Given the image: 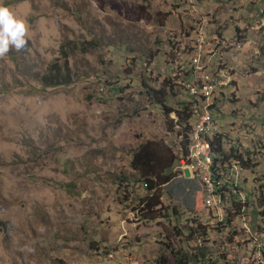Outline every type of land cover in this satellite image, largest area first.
<instances>
[{"label": "rangeland", "instance_id": "1", "mask_svg": "<svg viewBox=\"0 0 264 264\" xmlns=\"http://www.w3.org/2000/svg\"><path fill=\"white\" fill-rule=\"evenodd\" d=\"M6 7L26 22L28 43L0 58V264H174L172 250L196 252L194 264H207L203 257L264 264V233L252 231L264 207V0H13ZM199 26V62L209 71L220 58L232 76L217 89L212 112L223 145L255 163L241 174L244 221L235 215L224 223L231 211L221 191L222 220L208 215L196 182L181 173L161 187L164 215L142 220L131 209L144 195L131 152L145 139L169 144L175 130L141 82L190 80L186 49ZM215 35L222 53L210 56ZM62 49L70 82L38 87L30 73L60 62ZM178 92L166 104L185 96Z\"/></svg>", "mask_w": 264, "mask_h": 264}, {"label": "trees", "instance_id": "2", "mask_svg": "<svg viewBox=\"0 0 264 264\" xmlns=\"http://www.w3.org/2000/svg\"><path fill=\"white\" fill-rule=\"evenodd\" d=\"M12 1L13 0H3V2L0 3V6H6ZM221 39L223 38L219 36L218 44L221 42ZM224 47L225 46H223V48ZM66 55V50L62 49L60 62L53 60L47 65V67H45L43 71H32L30 73L31 79L39 84L38 87H51L60 84H67L70 82L71 72L67 65ZM176 79V76L173 77V80L168 76L162 77L160 79L153 78L152 84L142 81L141 85L144 87V93L147 95L149 100L162 109V113L169 128H174L175 142L177 141L180 144L181 152H187L186 135L190 126V112L187 106L188 102L184 99H181V97L175 99V103L172 104H166L165 102L167 96H175L180 93L178 91L181 88L180 82L182 80L176 83ZM231 99L232 98H228V100ZM170 112H172L173 118L168 116ZM224 139H226V133L222 132L218 136L214 137L211 142V151L213 152L212 162L214 168H219V166L222 167L223 163L228 162L231 158L237 159L245 169H249L255 165L254 162L250 161L248 156L244 157L234 144H228L227 147H224ZM176 159L177 155L175 154V144H171V142L168 144L162 140L145 139L144 141L140 142L131 152V157L128 164L134 171L138 173V182L144 189V195L131 206V209L134 211L137 218L142 220L155 219L164 215L166 206H164L160 200L162 196L161 187L167 184L173 176L179 173V170L174 169ZM199 172L200 171L198 170L192 171L191 178H199ZM220 182V180L213 179V186L214 189H219V191L222 193L225 201L224 212L227 207L229 211H231L228 212L224 219V223L230 224L233 216L238 215L239 206L234 201L233 195H226L227 187H221ZM242 183H244L243 176L240 186L241 189ZM204 185H206L205 180ZM200 196L202 207H204L206 205V195L200 193ZM247 200L248 195H246V202ZM229 202L230 204H228ZM171 212L175 213L174 207L171 208ZM259 215L262 221L261 223L255 222L254 226H252V231L254 234L264 231V207L259 212ZM221 218H223V216ZM171 253L174 264H194L197 260L196 252L190 253L191 256H187L186 254L178 255L179 252L173 250ZM198 253L201 257L204 256L201 250H199ZM208 260L209 258L204 257L202 259V261H205L207 264L215 263L214 260ZM163 263H165V260L160 258L159 264Z\"/></svg>", "mask_w": 264, "mask_h": 264}, {"label": "built area", "instance_id": "3", "mask_svg": "<svg viewBox=\"0 0 264 264\" xmlns=\"http://www.w3.org/2000/svg\"><path fill=\"white\" fill-rule=\"evenodd\" d=\"M262 9L259 8V13ZM263 19V18H261ZM264 20V19H263ZM202 26L194 31V37L188 42L186 52L189 56V68L191 75L190 80H182L181 89L185 96L181 97L188 102V109L190 112L189 122L190 126L186 135L187 152H179V143L175 139L171 143L175 144V154L177 155L174 169L179 170V173L185 177L194 180L198 186L199 193L206 195L207 188L204 185V176H211L213 179H220L221 187H227V194L234 196V201L239 206L238 216L244 221L243 210L246 204V194L240 188L242 180V171L245 168L235 158L229 159L228 162L223 163L222 167H213V152L211 151V142L214 137L221 134L223 131L215 122L212 112L216 107V92L217 89L224 87L231 83L232 76L226 66L217 60V65L211 69H204V64L200 63L202 55L201 44L204 42V35L201 31ZM236 31L229 34L228 45H234ZM213 49L210 50V56L215 52L222 51L218 45V35L213 36ZM225 140V139H224ZM193 169H200L199 178H191V171ZM215 199L219 196V189H214ZM214 199V200H215ZM230 204V202L228 203ZM208 215H211L217 220H222L215 213L214 203H207L203 207ZM243 226L247 230L245 223ZM248 231V230H247ZM260 231L258 235H263ZM251 264H256L252 262Z\"/></svg>", "mask_w": 264, "mask_h": 264}, {"label": "clouds", "instance_id": "4", "mask_svg": "<svg viewBox=\"0 0 264 264\" xmlns=\"http://www.w3.org/2000/svg\"><path fill=\"white\" fill-rule=\"evenodd\" d=\"M28 28L23 19H18L6 6H0V58L11 50L22 51L26 48Z\"/></svg>", "mask_w": 264, "mask_h": 264}, {"label": "bare ground", "instance_id": "5", "mask_svg": "<svg viewBox=\"0 0 264 264\" xmlns=\"http://www.w3.org/2000/svg\"><path fill=\"white\" fill-rule=\"evenodd\" d=\"M219 37V36H218ZM221 49V47H220ZM179 152H181V146L179 145ZM200 171V169H193L192 171ZM191 171V172H192ZM200 173V172H199ZM200 175V174H199ZM204 180L206 182V187L207 188H213V189H207L206 190V198L205 202L207 203H214V210H219L220 206V196L215 199V193H214V186H213V179L211 176H204ZM214 180H220V179H214ZM215 199V200H214ZM216 213V212H215ZM217 214V213H216ZM218 215V214H217ZM257 263V262H256Z\"/></svg>", "mask_w": 264, "mask_h": 264}]
</instances>
